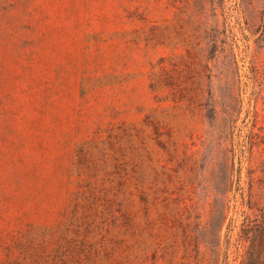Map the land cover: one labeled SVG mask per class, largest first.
Instances as JSON below:
<instances>
[{"label":"rangeland","instance_id":"rangeland-1","mask_svg":"<svg viewBox=\"0 0 264 264\" xmlns=\"http://www.w3.org/2000/svg\"><path fill=\"white\" fill-rule=\"evenodd\" d=\"M205 4L0 0V264H121V190L132 168L151 186L154 264L174 254L178 215L192 239L180 227L176 257L187 246L211 250L222 205L232 255L245 252L235 238L254 215L237 212V199L264 212V0L257 33L239 32L238 120L228 83L200 114L151 87L160 63L176 81L196 80L186 58L204 55L200 25L232 27L243 7Z\"/></svg>","mask_w":264,"mask_h":264},{"label":"trees","instance_id":"trees-1","mask_svg":"<svg viewBox=\"0 0 264 264\" xmlns=\"http://www.w3.org/2000/svg\"><path fill=\"white\" fill-rule=\"evenodd\" d=\"M207 4L208 0H202ZM243 7L238 15L236 23L232 27L227 24L218 23L214 31L209 23L200 25V35L198 45L201 44V50L204 55L190 56L194 52L190 50L187 57V73L195 76L193 81H176L171 75V69L168 63H160L159 67L153 72L151 87L162 93L160 99L168 100L169 96L173 99L185 98L189 103L187 108L191 111H197L199 114L206 109L207 101L214 100L217 96L220 82L228 83L229 87H234L232 98L236 101L235 111L237 120L239 119L243 105L242 89V65L238 57L237 48H241L238 41L239 32L245 37L248 36L246 29L251 34H256L258 29V9L259 0H241ZM205 4V5H206ZM210 52V53H209ZM199 63L201 70L195 71L194 65ZM216 69L217 72L214 71ZM161 91V92H160ZM210 95V96H209ZM165 173L167 172L164 170ZM239 179H241V167H239ZM137 170L132 171L124 178L123 188L121 190V240L123 247L121 250V264H154L152 255L154 252V218L151 209V188L149 182L146 187H142L139 178L135 176ZM167 178L163 180V192H166ZM241 185V181L239 182ZM144 192L145 198L143 204L139 203L138 194ZM243 194V193H242ZM169 202V197H164ZM172 200V199H171ZM237 212L248 211V215H254V218L242 219L237 240H242L247 244L245 252L233 256L234 233L233 231L223 234L227 224V209L222 205L218 209L215 226V243L213 248H206L203 252L194 251L186 247L185 252L178 258L177 252L181 248L179 240L180 227L187 233L186 239L190 242L189 225H184L182 218L174 216L172 232L173 240L171 248L174 254L168 259L169 264H264V212L258 213L254 206L245 203L244 200L237 199ZM175 202V200H174ZM176 213V212H175ZM124 219V220H123ZM199 246V243H198ZM212 251L211 255L209 252Z\"/></svg>","mask_w":264,"mask_h":264}]
</instances>
